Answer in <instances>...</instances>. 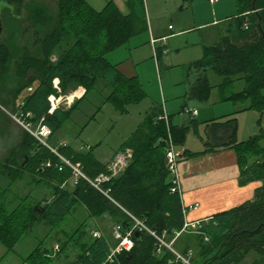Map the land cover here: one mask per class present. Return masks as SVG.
I'll return each instance as SVG.
<instances>
[{
    "label": "trees",
    "instance_id": "1",
    "mask_svg": "<svg viewBox=\"0 0 264 264\" xmlns=\"http://www.w3.org/2000/svg\"><path fill=\"white\" fill-rule=\"evenodd\" d=\"M236 5L237 16L225 25V36L206 46L203 56L192 66L211 69L223 77L218 85L222 101H239L243 103L241 111L264 113V0H236ZM24 7L29 26L23 25ZM0 21L4 27L0 32V103L11 106L12 113L32 129L41 122L48 125V143L97 86L106 90L104 102L120 114L129 113L131 106L147 97L138 77L125 76L107 57L148 29L143 8L125 14L113 0L101 10L88 0H0ZM161 54L158 49L160 58ZM236 80H243L244 88L228 93L227 85ZM79 87L85 89L81 97L68 106L60 103L50 111V96L67 97ZM214 87L207 75H200L190 94L207 101ZM95 117L96 114L90 120ZM196 123L191 116L188 123L175 124L172 115L164 110L156 119L146 116L121 144L120 149H131L132 158L124 171L102 184L107 193L86 178L77 177L61 157L79 166L90 179L108 174L109 163L99 161L91 151L49 143L57 154L24 128L0 160V173L8 177L9 186L27 174L32 183L51 189L50 198L34 201L29 194L9 210L2 199V193L9 188L0 187V241L12 251L37 223L58 225L80 207L89 217L109 215L121 224L123 233L130 227L131 213L142 218L158 237L171 241L175 232L183 229L186 216L181 195L172 190L174 183L166 166L168 137L172 136L175 146H182ZM212 127L218 128L219 140L209 138L205 142L208 147L189 152V156L212 151L210 144L232 146L238 156L240 183L260 180L262 185L252 200L202 220L197 232L184 231L175 240L174 247L180 248L184 236L193 234L198 239L196 253L190 257L194 264H216L234 250L264 255V241L257 239L264 232V128L238 141L236 116ZM36 204L42 211L34 210ZM86 224L84 220L72 233L57 230V255L73 245L78 249L73 264H182L148 231L138 236L135 232L133 247L116 253L111 260L112 248L119 240L112 246L104 234L88 233ZM189 249L190 246L181 249L182 254ZM26 261L56 264V255L41 241Z\"/></svg>",
    "mask_w": 264,
    "mask_h": 264
},
{
    "label": "crops",
    "instance_id": "2",
    "mask_svg": "<svg viewBox=\"0 0 264 264\" xmlns=\"http://www.w3.org/2000/svg\"><path fill=\"white\" fill-rule=\"evenodd\" d=\"M96 1L97 3H101V1L100 2L98 0ZM113 1L119 7V9L125 14L130 13L132 10L136 12L138 11L140 12L142 8H143V12L145 13L148 29L138 35L140 36L143 33L148 34L149 40L147 42L149 47L148 46L142 47L143 49L142 51H138V49L135 50L132 48L130 49L127 47L128 53H126V55L124 56L116 55L117 53L115 50H117L118 48L108 53L109 60L118 66L119 71L127 77H135V76L138 77L143 88L144 86L141 81V74H142V71L140 69L141 65L149 66L151 69H153L155 72L158 73L159 77L164 66L167 68L171 67L170 64L167 62V60L165 59L166 56L168 57L170 51L167 42L168 40L177 37L179 38L180 36L190 34L193 31L197 30V32L201 36V39H203L202 43H205L206 39H212V41L215 42H213L212 44H206V46L214 45L225 36V30H226L225 28L228 25L227 23H229L233 17L237 16L238 13L237 5H235L234 8L226 7L225 4L220 3L221 0H217L214 3H212L210 0H133V6H132L133 8L130 7V0H121L120 2H118V0H113ZM89 3L94 8H96L93 2L89 1ZM186 3L188 4L187 7H185ZM194 4L195 6H197L196 10H194V13H190V15L187 14L189 12L188 9L193 8ZM235 4H236V0H235ZM184 14L186 15L183 18ZM182 19H186L188 22L190 21V25L188 26L183 25L182 22L184 20ZM153 20H156V23H153L152 22ZM163 21H168V22L171 21L172 23H176V25L169 24L168 29H162L160 22ZM215 26L218 27L217 33L213 34L211 37L207 35L206 38V35L204 34L205 29ZM175 27H179L180 30L175 32ZM183 41L184 43L181 44V46H177L179 47L178 49L179 51L182 49L183 46H187L188 44V42L185 41L184 39ZM206 46L205 45L203 46V53H204V48ZM158 49H161V53H162L161 58L160 56H158ZM197 59L192 60L190 64H192ZM189 68L195 70V74H194L195 77L193 80L192 79L189 80V85L185 94L187 95L188 99H190L189 103L192 104L193 103L192 100H197L203 104L199 105V110H197L198 114L193 117V120L197 121L196 129H194L193 127L190 129L187 135L186 143L184 145L182 146L177 145L181 147L182 152L183 151L186 152V154L182 156L179 162L181 200H182V204L187 207L190 205H194L196 203L199 204V206L196 209H189L186 213V217L189 221L201 222L202 220H206L216 213L230 210L247 201L252 200L255 197L256 189L262 185V181L254 180L246 184L240 183L241 170L238 163V156L236 150L232 146H214L217 144L215 143L214 145L210 144L209 147L213 146L212 147L213 149L210 152L202 153L199 155H191V156H189V152L203 151L206 147H208L207 145H205V142L209 138L219 140V137H221V135L218 133L219 132L218 128L212 126L213 125L216 126L219 123L224 122L228 118L234 116H236L238 120V131H237L238 141H243L245 140L246 137L248 136L251 137L257 134L258 128L261 127L262 124H264V120H263L264 113H260L259 111L253 109L245 110L244 111L245 114H248L245 116L250 121L251 130L249 135L245 136L243 134L244 135L243 137L242 136L239 137V129H240L239 117L242 112L241 113L239 112V114H237L235 113V110L233 111L229 105H224L228 102L235 103L236 101L234 100L222 101L220 88L218 87V85L222 84L223 77L217 75L211 69L208 70L196 69L192 65ZM209 72H213L214 75L221 78L220 82H218L217 84L211 83L212 85H215V87H217L218 89L217 99L212 103H209L211 102V98H209L207 101H201L195 97H192L190 94L191 88L196 82L197 78L200 75H204V74L207 75V77L209 78L208 76ZM55 82L57 83L58 80H56ZM234 84L238 85L237 80L227 85L228 93L233 91H240L244 88V83H243L240 89L231 91L230 87L233 86ZM144 90L146 91L145 88ZM84 92L85 89L83 87H79L74 92H72V94L76 95L75 96L76 98H79L84 94ZM146 94L147 97L142 102L148 99L147 91ZM69 96L72 97L71 94ZM75 97L74 99H76ZM166 97H167V90L163 88V94H162L163 102L162 101L152 102L150 106L145 110L142 116L143 118L139 124H141L148 115L156 119L157 115H159L162 112V110L166 111L167 114L172 115V121L174 122L173 120L174 115L172 114L173 112L169 111L168 101L166 100ZM186 105L187 104H185V106ZM1 107L5 112H7V109L4 108L3 105H1ZM65 125L63 126V128L65 127ZM192 131L198 136V140H199V143L197 146H195V148H192L190 143H188L190 140V133ZM57 140L59 144L66 142L67 145H70V143L65 138L61 140L60 139ZM114 155L115 153L111 156V158L108 161L105 162L102 161L98 156L95 155V157L103 163H109ZM91 218L92 220H90V222L92 224V228L88 231V233L90 234L99 233V235L104 234L113 246L114 242H116L113 233L108 230L104 231V228H102V222L110 221L111 223H115L117 225L118 223L116 222V220H114L112 217H110L107 214L100 217H91ZM192 232L195 233V231ZM174 237L172 239H174ZM257 239L260 241H264V232L260 233ZM181 242H182V244H180L181 247L180 248L174 247L175 250L182 254L183 252L181 249L190 246L189 251H192L194 256V253H196V249L198 246V239L193 234H188L183 237ZM77 252L78 249H76V247L72 245L69 248L65 249L63 252L59 253L58 255L55 254L56 264H73L77 256ZM216 264H264V255L259 254L258 252L255 251H252L246 255L241 250H234L224 258L218 260Z\"/></svg>",
    "mask_w": 264,
    "mask_h": 264
},
{
    "label": "rangeland",
    "instance_id": "3",
    "mask_svg": "<svg viewBox=\"0 0 264 264\" xmlns=\"http://www.w3.org/2000/svg\"><path fill=\"white\" fill-rule=\"evenodd\" d=\"M89 1L93 2L95 7L100 10L109 0H98L99 2L101 1V3H97L96 0ZM120 1L121 0H118V2ZM187 3L185 4V7L188 6L189 3ZM220 3L225 4L226 7L230 8H234L236 5L235 0H221ZM50 4L53 6L54 3L51 2ZM193 6V8L188 9L189 12L187 14L190 15V13H194L197 6H195V4ZM25 10L24 7L22 12L23 25L29 26L30 22L27 20L28 17ZM185 15L186 14H184L183 18ZM186 19H182L184 20L182 24L188 26L190 25V21L188 22ZM152 22L156 23V20H153ZM169 24L176 25V23H172L171 21L160 22L162 29H168ZM217 29V26L206 28L204 32L206 38L207 35L211 37L213 34H216ZM178 30H180L179 27H175V32ZM0 32H4L3 23H1V21ZM183 39L187 41L188 44L187 46H183L179 51V47L177 46H181V44L184 43ZM148 40L147 33L132 37L126 46H122L115 50L117 53L116 55H126V53H128V48L142 51V47L148 46ZM167 42L170 51L168 57L166 56L165 59L171 67L167 68L164 66L160 77L158 76V73L149 66L141 65V81L148 92V99L139 105L131 107L129 113L120 114L111 104L104 102L106 90L103 91L97 86L96 89L90 91L79 107L73 112L72 117L67 121L65 127L60 129L49 139V143L58 146L59 143L57 139L61 140L65 138L73 148L77 150L79 149L83 152L91 151L102 161H108L114 153L116 154L119 152V147L135 130L142 120L145 110L150 104L154 101H162L163 88L167 90L166 100L168 101L169 111L173 112L174 123H188L191 118L190 110H199V105L203 104L197 100H192V104L189 103L190 99H188L185 94L189 85V80H193L195 77V70L189 68L192 65L190 63L192 60L202 56L204 45L212 44L215 41H212V39H206V42L202 43L203 39H201L200 34L195 30L190 34L180 36L179 38H172ZM59 52L61 51L59 50L58 53ZM107 57H109V54H107ZM208 76L209 81L212 84H217L221 80V78L214 75L213 72H209ZM237 82L238 85L234 84L230 87L231 91L240 89L244 83L243 80H237ZM217 96L218 89L217 87H214L210 96L211 102L209 103L216 101ZM65 98L66 97H63L60 100V103L68 106L69 104ZM73 99L74 98L71 100ZM185 104L187 105L185 106ZM242 104V102L237 101L235 103L228 102L224 105H229L231 109L236 112L241 111ZM99 106L102 108L97 112ZM3 107L7 109V112H5L0 105V160H2L6 153L14 146L19 138L20 132L25 128L24 124L12 113L13 108L11 106ZM244 111H241L242 113L240 112L241 114L239 117V137L249 135L251 130L250 121L245 116L248 114H245ZM94 114H96L95 119L90 120ZM237 114H239V112ZM261 127L264 128V124H262ZM261 127L258 128V132ZM249 137L250 136L246 137L245 140ZM188 143H190L192 148H195L199 143L198 136L193 131L190 133V140ZM176 150L181 151V147L176 146ZM114 158L115 155L110 161ZM8 184V177L0 173V187L3 188L7 186V188H9L8 190L6 189V192L2 193V199L5 200L6 206L9 210L15 208L17 204L29 194L31 196L30 199L34 201L50 198L51 189L45 185L32 183L31 177L27 174L22 179L14 182L11 186ZM84 220H87L85 228L89 231L92 228L90 222L92 218L88 216V213L84 208L80 207L76 213L69 215L66 221L64 220L58 225L51 227V225L44 222L37 223L35 227L19 241L12 251L0 241V264H28L26 261L27 257L37 248L41 241H43L44 246L52 248V246L54 247L55 243L58 242L56 240L57 230L65 229V231L72 233ZM115 225V223H111L110 221L102 222V228H104V231H111L113 236ZM60 237H63V235L61 234ZM115 240L117 241L116 238ZM115 243L116 242H114V244ZM188 253H190L188 256L189 260L190 257H193V253L192 251H189ZM190 262L191 264H194L191 260Z\"/></svg>",
    "mask_w": 264,
    "mask_h": 264
},
{
    "label": "built area",
    "instance_id": "4",
    "mask_svg": "<svg viewBox=\"0 0 264 264\" xmlns=\"http://www.w3.org/2000/svg\"><path fill=\"white\" fill-rule=\"evenodd\" d=\"M212 3L216 2L217 0H210ZM155 41V40H153ZM57 84V83H56ZM72 97L67 96L65 99L67 100L68 104L70 105L73 100L71 98H74L76 95L71 94ZM63 97H55V96H50V101L52 105V111L58 104H60V100ZM191 111V116L194 117L198 114L197 110H190ZM24 124V123H23ZM24 127L29 130L41 143L49 146L50 144L48 143V138L51 134V130L48 125L45 123L41 122L37 125L35 129H32L29 125L24 124ZM169 145L166 149V166L172 176L174 186L172 187L173 192H178L181 195V186H180V172H179V162L182 158V151H177L176 146L173 142L172 136L169 134ZM62 145H66V142L61 143ZM51 149L58 154L57 150L55 148ZM61 157V156H60ZM67 164L72 166L74 169L75 175L82 176L89 180L96 188L100 189L104 193H107L102 188V184L106 181H108L112 176H116L120 174L122 171L126 169L128 166L130 159L132 158V151L131 149H120L119 152L115 154V158L109 162L108 169L109 173L108 174H100L98 175L95 179H90L87 177V175L79 168V166L71 164L69 161L61 157ZM199 206L198 203L190 206H184L183 205V212L184 215L186 216V213L189 209H196ZM132 217L131 222H130V227L129 229L126 230L125 233L122 231V226L121 224L115 225L114 229V237L118 239V243L115 247H113L112 252L109 256V259L113 260L116 253H119L123 250H130L133 245H134V240H133V234L135 232H141V231H148L152 235L156 236L161 244L163 246L168 247L176 256L177 259H179L182 264H191L190 259L188 260V254H181L177 252L173 246L175 240L177 237H179L184 231H195L197 232L200 228V221H189L186 217L185 222H184V227L182 230L175 232V237L172 239L170 242L167 241L164 236L163 237H158L156 233L151 230V228L145 223V221L142 218H138L133 216V214L129 213ZM94 235H99V233H94ZM60 251V246L58 243H56L53 247V253L56 254Z\"/></svg>",
    "mask_w": 264,
    "mask_h": 264
},
{
    "label": "water",
    "instance_id": "5",
    "mask_svg": "<svg viewBox=\"0 0 264 264\" xmlns=\"http://www.w3.org/2000/svg\"><path fill=\"white\" fill-rule=\"evenodd\" d=\"M34 210H36V211H42V207L39 205V204H36L35 206H34ZM137 236L140 234V232H136L135 233Z\"/></svg>",
    "mask_w": 264,
    "mask_h": 264
},
{
    "label": "bare ground",
    "instance_id": "6",
    "mask_svg": "<svg viewBox=\"0 0 264 264\" xmlns=\"http://www.w3.org/2000/svg\"><path fill=\"white\" fill-rule=\"evenodd\" d=\"M130 215V214H129ZM134 216V215H133ZM130 217H131V215H130ZM136 217V216H135ZM132 218V217H131ZM139 218V217H138Z\"/></svg>",
    "mask_w": 264,
    "mask_h": 264
}]
</instances>
